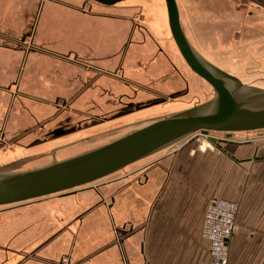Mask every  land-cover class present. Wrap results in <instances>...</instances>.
<instances>
[{
	"label": "crops",
	"instance_id": "crops-1",
	"mask_svg": "<svg viewBox=\"0 0 264 264\" xmlns=\"http://www.w3.org/2000/svg\"><path fill=\"white\" fill-rule=\"evenodd\" d=\"M177 2L183 29L206 60L213 61L208 50L224 54L221 47L237 45V30L243 42L244 30L260 24L254 2ZM124 3L0 0V141L26 146L17 155L0 150V166L24 150L70 145L87 129L38 138L116 110L117 97L123 105L143 100L142 91L175 96L179 88L160 90V59L190 88L165 1L158 8L154 0ZM139 8L143 22L133 19ZM263 133H233L217 150L177 141L96 183L0 208V264H211L202 231L214 198L239 204L229 264H264Z\"/></svg>",
	"mask_w": 264,
	"mask_h": 264
},
{
	"label": "water",
	"instance_id": "water-1",
	"mask_svg": "<svg viewBox=\"0 0 264 264\" xmlns=\"http://www.w3.org/2000/svg\"><path fill=\"white\" fill-rule=\"evenodd\" d=\"M113 6L126 0H93ZM172 37L186 63L215 90L207 104L195 105L158 118L94 149L23 171L0 172V207L64 194L92 184L179 140L201 133L218 147L227 143L225 134L264 131V104L252 107L255 98L238 95L243 83L238 77L210 66L195 50L183 29L177 0H165ZM208 65H207V64ZM238 83L235 88L217 76ZM163 98L150 105L166 101ZM217 134V135H214ZM217 137H220L219 141Z\"/></svg>",
	"mask_w": 264,
	"mask_h": 264
},
{
	"label": "rangeland",
	"instance_id": "rangeland-1",
	"mask_svg": "<svg viewBox=\"0 0 264 264\" xmlns=\"http://www.w3.org/2000/svg\"><path fill=\"white\" fill-rule=\"evenodd\" d=\"M243 1L246 3L244 5H250L252 2H254L255 5L260 6V10L255 11V12H259L260 24L258 25L256 23V26H257L256 28H250V29L244 30L243 34L245 36V40H243V42H240L242 41L241 40L242 31L237 30L236 37H238V41H239L238 44L228 46V47H221L220 49L221 51H224L223 52L224 54L220 52L215 54L213 52L211 53V51L208 50V53L210 54L207 56L212 58L213 61L209 59L206 60L204 54H201V53L200 54L204 57V59L210 66L214 68H220L238 77V79H240L243 85L249 86L251 88L253 87V89L264 90V0H243ZM123 3L124 2H121L117 5L118 6L128 5V4H125V3L123 4ZM91 5H95L96 7H102L100 6V3L96 1L85 0L86 8H89ZM113 6H116V5H113ZM154 7L158 8L157 0H154ZM133 13H134L133 19L135 22H143L145 15H144L143 10H141V8L134 10ZM167 13L168 11H167V6H166V14ZM167 20H168V17L166 15V21ZM157 21L156 22L159 25V21H161L160 16L157 18ZM168 29H169V32H171L169 27ZM251 35L254 36L253 37L254 39L251 38L252 37ZM179 61L180 63H178V66L181 68L186 78L190 81V88H188L187 83H185V80L181 81V77L179 76L178 72L171 73V75H169L168 73H170L171 66H169L167 61L160 59L158 63L155 62V64H158L157 66L164 67L165 77L163 81H161V83L159 84L160 90H163L164 92H166V94H171L170 91H172L173 89L177 90L179 88L180 90L178 89V91L180 92L173 93L175 94V96L169 97L167 95L166 101L150 106V107H147V108H144L139 111H135L134 108L136 106L135 107L134 106L123 107V105L121 104V97H117L116 99L117 105H121V106L118 107L116 110H112L109 112H103L100 116L96 117L95 119L85 118L82 122H78V123L77 121H75L73 122L74 123L73 125L62 129L60 132L58 131L50 135L49 134L46 135L45 133H44L45 135L40 134L38 138V141H40L44 137L51 138L55 136L57 133H62V132L65 133V131H76L78 130V127L80 126H82L81 128L82 130L87 129L88 132H86L85 134H82L81 136H79L78 134L79 138L77 137L76 140H74L70 145L68 146L65 145L63 148H60V149L50 148L48 150L38 151V152L37 151L30 152L29 150H24L25 153L21 154L22 156L20 154L19 156H15L14 162H11L6 165H1L0 172L14 171V170H18V171L29 170L32 168H37V167L50 164L56 160H62L70 156L80 154L82 152H85V151L94 149L96 147H99L101 145H104L122 135H125L137 128H140L146 124H149L150 122L158 118L180 112L182 110H185L186 108L188 109L195 105L207 104L208 102L213 100L216 94L214 88L206 80H204L202 77L197 75L189 67V65L186 63V61L184 60L182 56H180ZM40 74H43V72ZM137 79H140V78H137ZM178 81H181V85H178L179 83ZM234 84H236L235 86L238 85V83H234ZM126 92L130 93L131 95L136 94L135 90L129 87H126ZM142 92H140L139 94H140V99H143V100H138V101L135 100V102L138 105H144L152 101V99L154 98L156 99V97L161 99V97L156 96L153 93H142ZM118 95L119 94H117V96ZM123 99L126 100L124 95H123ZM173 103L175 105H173ZM167 105H171L170 107H174V108L170 109L169 106ZM132 109L134 111H132ZM125 111H130V113L125 116L122 115L123 117H119V118L116 117L117 119H111L110 121L99 123V119L103 117L112 118ZM141 117H144V118H141ZM131 118H133L132 120L133 123L128 124L127 120ZM81 119L83 118L79 116V120ZM92 123H96V125L94 126V128H89L88 126ZM37 130L38 132L41 131V127H37ZM254 133H258V132H254ZM254 133H239V134L248 135V134H254ZM83 135H85L84 136L85 138H82ZM214 135H217V134H214ZM221 138L229 139V137H227L225 134L221 135ZM217 139L219 141L220 137H217ZM190 140L194 141L199 147H202V148L205 147V149L217 150L218 148H220L216 144L212 143L207 137H205V135L201 133L197 135L192 134L190 136L182 138L181 140H179L178 144H182L185 141H190ZM207 144L209 146H211L212 144L213 147L212 148L207 147ZM1 146H0V150H4L3 148H7L6 150H8L9 152L12 151V154H16L17 152L14 150L15 149L18 150L19 148L17 146H20V145H17L16 143L12 144V143L7 142L6 144L1 145ZM24 148H26V146L24 145L23 147L20 146L21 150ZM0 208H3V207H0Z\"/></svg>",
	"mask_w": 264,
	"mask_h": 264
},
{
	"label": "built area",
	"instance_id": "built-area-1",
	"mask_svg": "<svg viewBox=\"0 0 264 264\" xmlns=\"http://www.w3.org/2000/svg\"><path fill=\"white\" fill-rule=\"evenodd\" d=\"M200 133H195V135ZM199 136V135H198ZM210 148L213 147L209 146ZM239 204L225 198L211 200L204 217L203 236L210 241L211 264H229V241L237 228Z\"/></svg>",
	"mask_w": 264,
	"mask_h": 264
},
{
	"label": "bare ground",
	"instance_id": "bare-ground-1",
	"mask_svg": "<svg viewBox=\"0 0 264 264\" xmlns=\"http://www.w3.org/2000/svg\"><path fill=\"white\" fill-rule=\"evenodd\" d=\"M215 73H217V72H215ZM217 76L221 79H224V81L228 85V88L231 89V88L237 87V86H235L236 84H234V83H236L235 81H233L231 79L224 78L223 76H220L218 73H217ZM238 95L242 99H244V98L245 99L246 98L247 99L248 98L249 99L255 98V100H259V101H256L255 103L251 104L252 107H262L264 104V90L253 89V87L251 88L249 86L243 85V87L240 88ZM205 137H207V136H205ZM207 147H209L208 144H207ZM203 148H205V147H203ZM14 171H18V170H14ZM5 172H12V171H5Z\"/></svg>",
	"mask_w": 264,
	"mask_h": 264
},
{
	"label": "flooded vegetation",
	"instance_id": "flooded-vegetation-1",
	"mask_svg": "<svg viewBox=\"0 0 264 264\" xmlns=\"http://www.w3.org/2000/svg\"><path fill=\"white\" fill-rule=\"evenodd\" d=\"M101 72V71H100ZM118 77V76H117ZM130 84V83H129ZM161 100V99H160ZM156 101H159V99L158 100H155V101H152V102H150V103H147V104H144V105H138L136 102H134V101H122V103H123V107H127V106H130V107H132V106H136L134 109H135V111H139V110H142V109H144V108H147V107H150V106H153V105H150L151 103H153V102H156ZM156 104H159V103H156ZM156 104H154V105H156ZM125 110V109H124ZM132 111H134L133 109H132ZM131 111V112H132ZM130 113V111H125V112H122V113H120L119 115H117V116H114V117H112V118H109V117H103V118H101V119H99V123L100 122H105V121H110L111 119H117L116 117H123V116H125V115H128ZM123 115V116H122ZM96 117H94V119H95ZM87 119V118H86ZM98 122V121H97ZM94 124H96V123H94ZM98 124V123H97ZM82 128V126H80V127H78V129H81ZM4 144H6V143H4L3 141H0V145H4ZM2 147V146H1ZM4 147V146H3Z\"/></svg>",
	"mask_w": 264,
	"mask_h": 264
}]
</instances>
